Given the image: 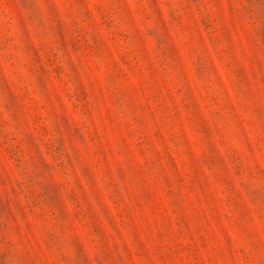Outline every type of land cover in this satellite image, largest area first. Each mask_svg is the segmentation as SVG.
Listing matches in <instances>:
<instances>
[{
  "label": "rangeland",
  "instance_id": "obj_1",
  "mask_svg": "<svg viewBox=\"0 0 264 264\" xmlns=\"http://www.w3.org/2000/svg\"><path fill=\"white\" fill-rule=\"evenodd\" d=\"M0 264H264V0H0Z\"/></svg>",
  "mask_w": 264,
  "mask_h": 264
}]
</instances>
